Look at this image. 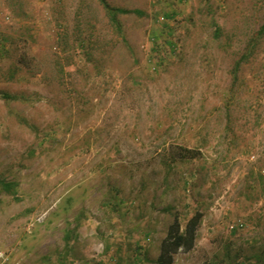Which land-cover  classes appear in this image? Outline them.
Wrapping results in <instances>:
<instances>
[{
  "label": "rangeland",
  "instance_id": "374dc122",
  "mask_svg": "<svg viewBox=\"0 0 264 264\" xmlns=\"http://www.w3.org/2000/svg\"><path fill=\"white\" fill-rule=\"evenodd\" d=\"M108 1L134 56L97 0H0V264H142L198 212L175 264H264V0Z\"/></svg>",
  "mask_w": 264,
  "mask_h": 264
},
{
  "label": "trees",
  "instance_id": "16d2710c",
  "mask_svg": "<svg viewBox=\"0 0 264 264\" xmlns=\"http://www.w3.org/2000/svg\"><path fill=\"white\" fill-rule=\"evenodd\" d=\"M99 4L104 9L106 16L108 18L111 26L117 31L120 35V43L123 47L127 49V51L133 55V49L128 44L126 37L122 31V24L120 22V15H126L131 13H137L139 15L143 14L142 11L138 9H128L123 7L113 6L109 3L108 0H97ZM170 15H167L169 17ZM220 28L216 29L214 37L215 39H220L221 36ZM264 36V23L260 27L257 36L253 38V41L249 43L246 51L241 55V57L235 62L232 69L233 76V84H236L239 76V72L242 68V65L247 63L250 57L253 56L255 51V46L257 45L258 40ZM78 46L83 49L84 55L86 56L87 62L94 63L98 66V64H102L104 62L102 60L103 53L101 51V47L97 46V43L90 38H77ZM116 45V44H115ZM4 50V46L2 47ZM95 51L100 52L96 54ZM96 55H100V58H97ZM134 56V55H133ZM136 61V60H135ZM28 65V61L26 59L25 54H20L17 60V66L12 71L10 77L14 78L15 74L19 73L23 67ZM0 98L6 101L19 100L23 97L16 94H10L8 92L0 91ZM26 126L30 128H35L34 125L30 124L27 119H23L22 121ZM180 153L175 159L179 160H188L199 157L200 154L197 150L187 149L185 147H180ZM0 186L3 191L13 196L17 194V183L14 181H7L5 179H0ZM202 221V214L200 212L196 213L193 217H191L186 226L184 228L181 227V223L176 219L169 227L167 231L166 237L163 239L160 254L156 259H143L142 264H175V256L178 252H190L194 249L196 240H197V231L200 227Z\"/></svg>",
  "mask_w": 264,
  "mask_h": 264
},
{
  "label": "crops",
  "instance_id": "0c3cea01",
  "mask_svg": "<svg viewBox=\"0 0 264 264\" xmlns=\"http://www.w3.org/2000/svg\"><path fill=\"white\" fill-rule=\"evenodd\" d=\"M160 248H161V246H160ZM179 253H180V252H179ZM159 254H160V249L158 250V252H157V254L155 255V257L150 258V259H156V258L159 256Z\"/></svg>",
  "mask_w": 264,
  "mask_h": 264
}]
</instances>
